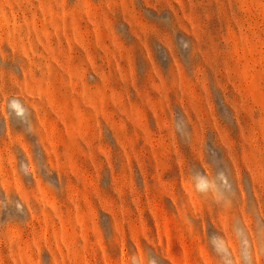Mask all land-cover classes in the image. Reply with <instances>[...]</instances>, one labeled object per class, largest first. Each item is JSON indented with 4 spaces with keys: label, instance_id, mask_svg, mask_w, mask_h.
I'll return each instance as SVG.
<instances>
[{
    "label": "rangeland",
    "instance_id": "374dc122",
    "mask_svg": "<svg viewBox=\"0 0 264 264\" xmlns=\"http://www.w3.org/2000/svg\"><path fill=\"white\" fill-rule=\"evenodd\" d=\"M154 261L264 264V0H0V264Z\"/></svg>",
    "mask_w": 264,
    "mask_h": 264
},
{
    "label": "clouds",
    "instance_id": "9594fccd",
    "mask_svg": "<svg viewBox=\"0 0 264 264\" xmlns=\"http://www.w3.org/2000/svg\"><path fill=\"white\" fill-rule=\"evenodd\" d=\"M176 130L181 135H187L188 125L187 123L180 117L176 120ZM220 186L224 188H230L231 183L229 176L227 174L226 169L218 168L215 174V177L212 180L206 179L204 176L200 177V181L197 184V189L201 192H206L211 190H218ZM155 264V261L153 262Z\"/></svg>",
    "mask_w": 264,
    "mask_h": 264
}]
</instances>
